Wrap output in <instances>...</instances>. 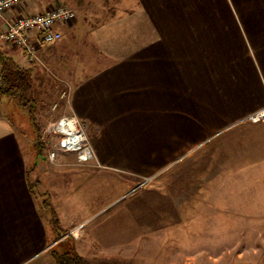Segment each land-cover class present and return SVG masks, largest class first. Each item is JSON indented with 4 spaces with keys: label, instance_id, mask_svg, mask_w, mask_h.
Wrapping results in <instances>:
<instances>
[{
    "label": "crops",
    "instance_id": "crops-1",
    "mask_svg": "<svg viewBox=\"0 0 264 264\" xmlns=\"http://www.w3.org/2000/svg\"><path fill=\"white\" fill-rule=\"evenodd\" d=\"M57 3L76 13L56 25L61 39L30 38L70 80L67 113L96 159L59 160L81 176L49 191L53 229L29 186L37 160L21 143L25 128L0 101V264H57L53 251L72 248L90 264H139L140 246L156 248L160 233L195 215L186 207L205 184L228 186V210L243 193V215L264 234V120H247L264 108V0H22L7 14ZM0 53L34 71L24 49L0 40ZM111 201L120 206L109 210ZM83 221L80 238H57Z\"/></svg>",
    "mask_w": 264,
    "mask_h": 264
},
{
    "label": "rangeland",
    "instance_id": "rangeland-1",
    "mask_svg": "<svg viewBox=\"0 0 264 264\" xmlns=\"http://www.w3.org/2000/svg\"><path fill=\"white\" fill-rule=\"evenodd\" d=\"M32 65L37 98L36 112L40 123L41 137L44 144L49 147L44 157H37V165L31 175L32 181H38L37 196L43 201L47 198L50 200L49 191L56 194V188L61 186L60 183L65 182L68 178L81 176V169L78 165L60 164L59 160L70 161L72 159L76 163H81L78 161L75 152L61 149L59 145L60 135L54 132L51 127L52 123L60 116L68 114L67 103L71 96L72 84L65 73L64 75L60 73L59 76L57 75L58 70L50 61L39 58ZM13 102L8 103L11 104V108L8 111L6 109V111L11 113L15 123L25 128L20 137L21 143L28 150V156L30 152H33V156L35 154L36 157L35 130L31 126L26 109L18 108ZM210 140H205L203 144ZM53 150L55 158L51 159L49 154ZM182 162L180 165H178L180 162L176 163L175 161L173 163H176L175 166L178 165L182 171H188L194 165L191 160ZM166 171H160L156 176L164 175ZM197 174L196 172L195 176H198ZM224 175L225 172L221 174V176ZM140 180L143 184L144 177ZM141 184L136 186L134 191ZM226 187L228 186L219 184L199 185V194L195 195V202H189L186 207L188 213H195V215L187 218L184 222L182 220L179 226L174 225L173 230L180 228L181 232L170 230L167 234L160 233L159 238L162 237V239H157L153 243L155 247L158 245L156 248L143 249L144 247L140 246L137 250L139 252V264H264L261 262V254H264V250L260 249V242L264 234L259 231V218H248L243 215V208L245 207V203L241 201L243 193L237 192L235 208L231 207L234 210H228V205L232 203L228 202L231 195ZM220 188L222 190L219 191ZM126 195L128 194L126 193L123 198ZM113 202H109V206H107L109 210H114L120 206L112 204ZM177 204L183 208V203L177 202ZM199 213L202 215L199 216ZM80 223H85V221ZM84 232L85 226L82 235ZM61 234L57 235L59 240ZM69 238H66L65 241Z\"/></svg>",
    "mask_w": 264,
    "mask_h": 264
},
{
    "label": "built area",
    "instance_id": "built-area-1",
    "mask_svg": "<svg viewBox=\"0 0 264 264\" xmlns=\"http://www.w3.org/2000/svg\"><path fill=\"white\" fill-rule=\"evenodd\" d=\"M21 1L0 0V19L3 20L4 25L3 30L0 31V40L21 47L26 51L28 60L36 62L38 60L36 42L56 43L62 37L61 32L56 29V25L73 20L76 17V13L67 5L57 3L53 8L44 12L8 15L7 12L20 4ZM34 34H36L38 39L36 42L30 38ZM247 120L251 122L264 120V108H260L249 114ZM51 127L54 132L60 135L59 145L61 149L75 152L80 163H88L96 159L90 139L83 130L81 121L76 115H62L52 123ZM49 155L51 159H54V150ZM153 177H145L142 181L143 184L140 183V187L148 185ZM85 224L79 223L62 232L60 240H65L68 237L74 239L80 238Z\"/></svg>",
    "mask_w": 264,
    "mask_h": 264
},
{
    "label": "trees",
    "instance_id": "trees-1",
    "mask_svg": "<svg viewBox=\"0 0 264 264\" xmlns=\"http://www.w3.org/2000/svg\"><path fill=\"white\" fill-rule=\"evenodd\" d=\"M34 78L35 76H33V71L30 67H23L11 58L4 57L3 54L0 53V101L5 99L7 104L14 101L18 108L26 109V114L30 120L31 126L35 130L34 144L37 148V156L34 159L33 166L37 157H44L49 149V147L44 144L41 137L40 123L36 112L37 98ZM7 106L11 108V104ZM32 167L30 170L33 169ZM37 182V180L32 181L31 179L30 181L29 179V186L35 197L37 196L38 189ZM40 207L49 212L50 224L53 229H57L59 217L48 198L40 203ZM53 256L57 264H90L86 258L75 252L73 248L61 251L55 249L53 251Z\"/></svg>",
    "mask_w": 264,
    "mask_h": 264
}]
</instances>
